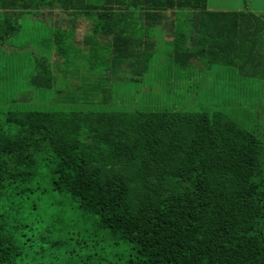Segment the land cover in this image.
Wrapping results in <instances>:
<instances>
[{"label":"trees","instance_id":"obj_1","mask_svg":"<svg viewBox=\"0 0 264 264\" xmlns=\"http://www.w3.org/2000/svg\"><path fill=\"white\" fill-rule=\"evenodd\" d=\"M209 1L0 0V45L58 17L27 85L75 107L0 114V264H264L259 131L220 112L105 109L108 73L144 79L160 42L186 83L199 70L244 99L263 91L264 10Z\"/></svg>","mask_w":264,"mask_h":264},{"label":"rangeland","instance_id":"obj_2","mask_svg":"<svg viewBox=\"0 0 264 264\" xmlns=\"http://www.w3.org/2000/svg\"><path fill=\"white\" fill-rule=\"evenodd\" d=\"M255 1H257L256 5ZM252 2L255 10L256 8L264 10V0H210L209 7L214 11L247 10V5L252 8ZM49 17L53 20L58 18L48 15L45 16L46 19L30 17L23 20L21 32L0 45V114L2 117L6 113L29 107L36 110L75 108L72 102L62 100L61 95H56V92L52 94L51 91L35 90L27 85L35 61L45 56L50 57L47 53L49 40L57 25H53L51 20L47 19ZM166 44L160 42L157 51V55L161 58V65H153L144 79L136 76L135 79L138 82H133L134 77L131 71L108 73L110 76L107 77L105 86L112 87L113 99L105 105L107 111L185 109L209 116L220 112L230 114L233 118L241 117L245 125L250 124V127H254L264 137V86L262 92H260L261 85L252 89L254 93L252 98L244 99L235 95L240 93V88L234 91L227 88V85H215L214 78L210 79L199 70L196 71L198 81L186 83L185 81L194 71L178 73L174 67H171L166 56ZM109 55L108 50H103L99 63L103 62L106 65ZM57 60L58 58L54 55L53 61ZM71 79L72 77L69 80L68 73L62 72L61 82L57 84L56 91H62L64 96H69L74 91V89H66ZM79 83L80 85L84 83L82 78L79 79ZM91 84L97 87L99 85L95 82ZM96 102L99 104L98 99ZM52 251L54 255L55 251L56 255H59L57 249Z\"/></svg>","mask_w":264,"mask_h":264}]
</instances>
